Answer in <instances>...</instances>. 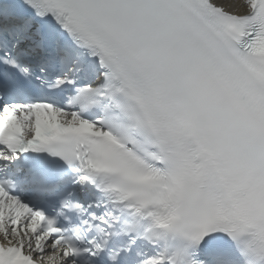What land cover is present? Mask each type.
Segmentation results:
<instances>
[{
	"label": "snow or ice",
	"instance_id": "snow-or-ice-1",
	"mask_svg": "<svg viewBox=\"0 0 264 264\" xmlns=\"http://www.w3.org/2000/svg\"><path fill=\"white\" fill-rule=\"evenodd\" d=\"M0 264H264V0H0Z\"/></svg>",
	"mask_w": 264,
	"mask_h": 264
}]
</instances>
